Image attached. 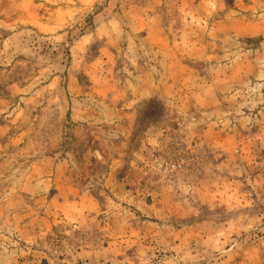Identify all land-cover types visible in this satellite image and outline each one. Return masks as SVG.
Masks as SVG:
<instances>
[{
    "label": "rangeland",
    "instance_id": "374dc122",
    "mask_svg": "<svg viewBox=\"0 0 264 264\" xmlns=\"http://www.w3.org/2000/svg\"><path fill=\"white\" fill-rule=\"evenodd\" d=\"M0 264H264V0H0Z\"/></svg>",
    "mask_w": 264,
    "mask_h": 264
}]
</instances>
